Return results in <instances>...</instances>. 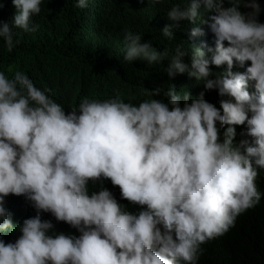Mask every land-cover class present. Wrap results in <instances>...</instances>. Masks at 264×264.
I'll return each mask as SVG.
<instances>
[{
    "label": "clouds",
    "instance_id": "clouds-1",
    "mask_svg": "<svg viewBox=\"0 0 264 264\" xmlns=\"http://www.w3.org/2000/svg\"><path fill=\"white\" fill-rule=\"evenodd\" d=\"M12 2L11 22L0 21L8 52L19 43L16 29H39L32 18L42 0ZM262 11L259 0L170 6L164 37L174 40L182 21L198 20L214 36L207 53L193 46L190 63L183 45L161 50L139 33L124 35V63L167 59L169 80L187 73L217 91L218 106L203 90L193 95L170 83L141 90L148 98L137 102L83 97L66 112L25 72L0 71V233H19L0 234V264H198L202 245L264 196L256 182L264 169ZM9 196L24 197L36 214L16 220Z\"/></svg>",
    "mask_w": 264,
    "mask_h": 264
},
{
    "label": "trees",
    "instance_id": "trees-1",
    "mask_svg": "<svg viewBox=\"0 0 264 264\" xmlns=\"http://www.w3.org/2000/svg\"><path fill=\"white\" fill-rule=\"evenodd\" d=\"M78 0H42L41 12L33 16V22L39 24L34 33H25L16 29L19 43L8 52L0 39V71L11 75L23 71L37 87L51 89L53 99L70 111L83 97L107 99L120 94L127 102L148 98L141 96V90L150 91L162 84L167 88L174 83L181 92L189 90L193 95L202 90L205 98L217 103L221 97L216 90H205L202 83L187 73L178 74L172 80L164 70L168 64L165 59L160 63L148 65L145 61L124 63V35L126 32L139 33L142 42L150 40L158 49L174 50L176 45H183L188 55L184 57L190 63L193 46L214 49V36L206 23L182 21L175 30V39L169 40L162 35L161 29L171 23L166 16L170 6L183 0H160L153 4L151 0H88L85 9L74 7ZM264 8V0H259ZM0 21L11 22L16 14L12 0H0ZM202 19L207 14L201 7ZM264 22V11L260 17ZM200 27L202 33L193 37L191 30ZM219 68V72L223 71ZM236 71L237 67H235ZM214 78V76L212 77ZM249 91H254L249 86ZM244 126H237L236 140L244 138L241 133ZM257 186L264 193V169L259 171ZM119 200L118 186L110 181L105 183ZM8 207L15 214V219L22 221L34 216L36 210L24 197L9 196ZM121 203L132 205L128 201ZM45 219L54 218L44 214ZM59 230V229H58ZM12 239L19 233L11 229ZM4 232V233H5ZM0 233V234H4ZM218 239V249L215 240ZM202 254L198 264H264V196L253 208L240 214L235 225L222 236L208 240L202 245Z\"/></svg>",
    "mask_w": 264,
    "mask_h": 264
}]
</instances>
